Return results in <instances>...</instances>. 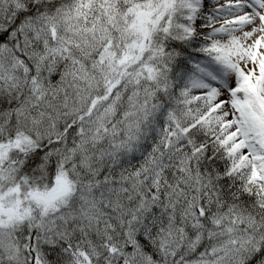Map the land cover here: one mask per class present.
<instances>
[{
	"label": "clouds",
	"instance_id": "clouds-1",
	"mask_svg": "<svg viewBox=\"0 0 264 264\" xmlns=\"http://www.w3.org/2000/svg\"><path fill=\"white\" fill-rule=\"evenodd\" d=\"M27 2L39 3L52 20L37 37L13 28L14 20L0 12V35L8 33L0 41V264H31L29 236L48 264H72L74 250L89 241L100 245L108 225L118 234L120 220L126 224L133 210L154 227L157 244L163 239L166 264H243L242 242L264 234V127L249 122L247 134L241 131L230 90L217 98L228 127L206 131L204 151L187 160V148L154 154L142 174L147 212L132 189L133 169L153 159L150 146L160 143L167 112L178 109L179 88L194 71L197 55L184 32L187 0ZM12 4L3 5L8 17ZM34 77L40 91H33ZM101 122L108 132L94 142ZM223 131L235 134L241 145L235 153L216 143ZM129 137L131 152L119 147ZM156 171L160 195L151 201ZM61 174L72 181L68 195ZM192 205L205 209L201 227L182 216Z\"/></svg>",
	"mask_w": 264,
	"mask_h": 264
},
{
	"label": "snow or ice",
	"instance_id": "snow-or-ice-1",
	"mask_svg": "<svg viewBox=\"0 0 264 264\" xmlns=\"http://www.w3.org/2000/svg\"><path fill=\"white\" fill-rule=\"evenodd\" d=\"M6 2L7 0H0V12L9 20H14L12 27L19 25L20 32L31 31L39 37L52 20V17L43 12L39 3L33 5L27 0H13V11L8 17L3 7ZM187 3L189 16L184 32L188 43L196 52L197 59L192 61L194 71L179 88L178 98L175 100L178 109L169 108L167 112L166 122L160 129V143L150 146L149 156L153 159L143 160L131 173L132 189L141 197L139 207L144 212L149 210L151 202L141 191L145 183L142 174L149 171L150 163H155L154 154L162 147L177 153L187 148L188 151L184 154V159L187 160L205 150L202 137L206 131L213 130L214 125L227 129L224 115L220 113L221 105L217 104L221 89L231 92L233 106L241 113L242 119L238 123L242 132L247 134L245 126L249 122L264 127V0H187ZM16 35V32H12L13 37ZM6 37L8 33H3L0 35V41ZM45 46L47 47V41ZM51 51L56 53L60 50ZM232 83L235 87L231 86ZM33 85V91H40L42 88L35 77ZM112 88L113 85L109 84L106 92L111 93ZM241 90L245 93L243 100L238 97ZM110 98L108 94L103 97L105 101ZM97 103L98 100L91 102L89 115L96 110ZM113 109L114 103L109 105L105 112ZM101 131L108 132L102 122L97 127L96 135L91 137L94 142L102 139ZM234 135L223 131L216 138V143L229 154L235 153L241 145L234 142ZM133 139L129 137L128 142H121L119 147L131 152ZM58 179L61 181L63 194H70L72 181L63 174ZM107 180L108 177H105V182ZM151 181V201H155L160 195V171L154 172ZM203 215H206V212L202 205L199 209L192 205L182 210V216H191L194 228L202 226L199 217ZM213 222L219 224L220 220L214 219ZM156 223L157 220L153 217V225ZM248 223L255 224L251 216L248 217ZM120 225L118 234L114 230L110 231L112 225H108L102 233L103 241L100 245L89 241L82 251L74 250L72 264H166L169 253L163 239L159 244L153 240L154 227L141 222L135 210L126 224L121 219ZM141 231L142 236L138 235ZM198 241L199 236L193 243V248ZM26 248L31 264H48L47 260L42 258L39 246L33 247L30 236L27 238ZM53 251L56 249L53 248ZM170 254L176 255L174 252ZM242 261L243 264H264V234L259 235L258 239L255 235L249 236L242 242Z\"/></svg>",
	"mask_w": 264,
	"mask_h": 264
}]
</instances>
